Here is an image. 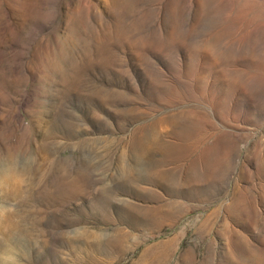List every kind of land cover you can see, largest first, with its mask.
<instances>
[{"label":"rangeland","instance_id":"1","mask_svg":"<svg viewBox=\"0 0 264 264\" xmlns=\"http://www.w3.org/2000/svg\"><path fill=\"white\" fill-rule=\"evenodd\" d=\"M0 264H264V0H0Z\"/></svg>","mask_w":264,"mask_h":264},{"label":"bare ground","instance_id":"2","mask_svg":"<svg viewBox=\"0 0 264 264\" xmlns=\"http://www.w3.org/2000/svg\"><path fill=\"white\" fill-rule=\"evenodd\" d=\"M11 169V168H10ZM11 172V171H10ZM19 223V222H18ZM23 228H25V227H23ZM8 231H9V236L11 237H9L8 236V238L10 239V243L11 242H13V241H15V238H16V236H18V227H17V225L16 224H14L12 221L9 223V226H8ZM22 231V230H21ZM24 231V230H23ZM9 239H7V240H9ZM6 240V239H5ZM16 240H18V238L16 239ZM9 243V241H8V244H10ZM13 243H15V242H13ZM13 245V244H12ZM2 248H4V247H2ZM6 248V247H5Z\"/></svg>","mask_w":264,"mask_h":264}]
</instances>
